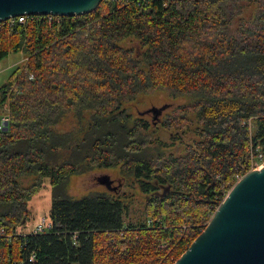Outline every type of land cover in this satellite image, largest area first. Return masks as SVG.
<instances>
[{
    "label": "trees",
    "instance_id": "1",
    "mask_svg": "<svg viewBox=\"0 0 264 264\" xmlns=\"http://www.w3.org/2000/svg\"><path fill=\"white\" fill-rule=\"evenodd\" d=\"M11 53L27 59L0 86V264H173L264 161V0H103L80 16L27 15L0 28V62ZM156 89L195 99L160 124L132 119L128 102ZM68 113L74 125L58 129ZM186 137L182 154L167 151ZM112 167L143 193L138 211L118 188L70 194L72 176ZM47 180L53 227L22 233Z\"/></svg>",
    "mask_w": 264,
    "mask_h": 264
},
{
    "label": "water",
    "instance_id": "2",
    "mask_svg": "<svg viewBox=\"0 0 264 264\" xmlns=\"http://www.w3.org/2000/svg\"><path fill=\"white\" fill-rule=\"evenodd\" d=\"M102 1L0 0V23L22 15H85ZM152 112L156 116L157 108ZM173 264H264V165L233 184L205 228Z\"/></svg>",
    "mask_w": 264,
    "mask_h": 264
},
{
    "label": "rangeland",
    "instance_id": "3",
    "mask_svg": "<svg viewBox=\"0 0 264 264\" xmlns=\"http://www.w3.org/2000/svg\"><path fill=\"white\" fill-rule=\"evenodd\" d=\"M253 9L254 6L245 7L242 9L241 14L244 17H248ZM229 10L234 11V7L230 5ZM121 44L125 47H133L138 51L140 50L139 42L135 38H128ZM26 59L27 57L23 55V53H11L0 62V86L6 82L18 65H25ZM194 99L195 96L192 94H174L166 89H156L138 95L134 100L128 102L126 107L132 119L141 117L148 120L150 123L157 122L160 124L176 106L188 103ZM152 108H157L158 113L156 116H154ZM74 122L73 115L68 113L62 122L58 124V129L67 130L74 125ZM157 135L165 140H169L170 132L160 127L157 131ZM186 139L187 137L184 139L183 143H176L175 146L169 147L167 151L176 155L182 154ZM263 165L264 161L259 163L254 162L252 167L256 166L255 169H260V166ZM122 177L123 175L119 167L97 168L83 175L72 176L69 182V192L73 197L80 198L90 191H110L113 187H116L120 190V193H127L129 201H132L131 209L138 211L142 207L144 195L139 189L130 188V182ZM122 179L124 180L123 184H121ZM107 182L110 184L108 187L106 185ZM51 205L50 182L47 180L44 186L28 201L30 219L27 225L31 230L22 233L32 232L38 220L48 213Z\"/></svg>",
    "mask_w": 264,
    "mask_h": 264
},
{
    "label": "built area",
    "instance_id": "4",
    "mask_svg": "<svg viewBox=\"0 0 264 264\" xmlns=\"http://www.w3.org/2000/svg\"><path fill=\"white\" fill-rule=\"evenodd\" d=\"M26 16H27V15H22V16H19V17L10 18V19H8V20H6V21H3V22L0 23V28L2 27V25H3L4 23H7V22L14 23L16 19H17L19 22L23 23V22L26 20ZM48 16L53 17L52 15H48ZM7 119H8V118H7L6 116L3 117L2 122H3V125H4V126H5V123H8ZM262 162H263V161H262ZM261 167H262V166H260V168H261ZM255 168H256V166L253 167V169H255ZM240 177H241V176H240ZM240 177H238V179H239ZM52 227H53L52 222H51L47 217L43 216V217H41V218L38 220L37 224H36L35 227L33 228L32 233H34V234H43V233L49 232V231L52 229ZM34 257H35V256H34L33 254L30 255L29 260H31V261L34 260Z\"/></svg>",
    "mask_w": 264,
    "mask_h": 264
},
{
    "label": "flooded vegetation",
    "instance_id": "5",
    "mask_svg": "<svg viewBox=\"0 0 264 264\" xmlns=\"http://www.w3.org/2000/svg\"><path fill=\"white\" fill-rule=\"evenodd\" d=\"M106 185H107V187L110 186V184L108 182L106 183ZM113 189L116 190V187H113Z\"/></svg>",
    "mask_w": 264,
    "mask_h": 264
}]
</instances>
